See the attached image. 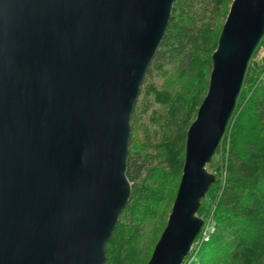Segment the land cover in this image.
Instances as JSON below:
<instances>
[{
	"label": "water",
	"instance_id": "95a60500",
	"mask_svg": "<svg viewBox=\"0 0 264 264\" xmlns=\"http://www.w3.org/2000/svg\"><path fill=\"white\" fill-rule=\"evenodd\" d=\"M175 0H0V264H105L131 197L132 114ZM264 0H231L180 180L146 264H182Z\"/></svg>",
	"mask_w": 264,
	"mask_h": 264
},
{
	"label": "trees",
	"instance_id": "16d2710c",
	"mask_svg": "<svg viewBox=\"0 0 264 264\" xmlns=\"http://www.w3.org/2000/svg\"><path fill=\"white\" fill-rule=\"evenodd\" d=\"M230 3L174 1L132 114L126 169L131 197L106 244L105 264H146L166 224L186 130L205 96L210 58ZM206 168L215 176L197 212L206 225L182 264H264V35ZM168 177L174 184L163 207Z\"/></svg>",
	"mask_w": 264,
	"mask_h": 264
},
{
	"label": "rangeland",
	"instance_id": "374dc122",
	"mask_svg": "<svg viewBox=\"0 0 264 264\" xmlns=\"http://www.w3.org/2000/svg\"><path fill=\"white\" fill-rule=\"evenodd\" d=\"M261 56H263L262 51L259 52L257 59L260 58ZM167 181H169L170 185H169L167 188H165V190H164V191H165L164 194H163L164 201H163L161 198H158V200L161 199V205H163V207H164V205H165L166 194L168 193L169 189L173 187V184H174V178L172 179V177H168V178H167ZM169 213H170V211H169ZM169 213L167 214L166 220H167V218H168ZM205 225H206V224H204L203 227H205ZM202 230H203V228H202ZM202 230H201L200 232H202ZM199 234H200V233H199ZM199 234H198V235H199ZM197 237H198V236H197ZM196 239H197V238H196ZM196 239H195V240H196ZM194 242H195V241H194ZM193 244H194V243H193ZM192 248H193V246H192ZM191 250H192V249H191ZM190 252H191V251H190Z\"/></svg>",
	"mask_w": 264,
	"mask_h": 264
},
{
	"label": "bare ground",
	"instance_id": "6f19581e",
	"mask_svg": "<svg viewBox=\"0 0 264 264\" xmlns=\"http://www.w3.org/2000/svg\"><path fill=\"white\" fill-rule=\"evenodd\" d=\"M206 94V93H205ZM196 115V114H195Z\"/></svg>",
	"mask_w": 264,
	"mask_h": 264
},
{
	"label": "built area",
	"instance_id": "2783aa9c",
	"mask_svg": "<svg viewBox=\"0 0 264 264\" xmlns=\"http://www.w3.org/2000/svg\"><path fill=\"white\" fill-rule=\"evenodd\" d=\"M203 228V227H202ZM202 230V229H201Z\"/></svg>",
	"mask_w": 264,
	"mask_h": 264
}]
</instances>
